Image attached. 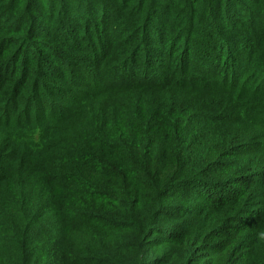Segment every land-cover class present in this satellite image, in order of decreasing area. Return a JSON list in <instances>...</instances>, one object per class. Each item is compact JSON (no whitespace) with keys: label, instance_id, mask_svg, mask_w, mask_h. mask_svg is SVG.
Segmentation results:
<instances>
[{"label":"trees","instance_id":"1","mask_svg":"<svg viewBox=\"0 0 264 264\" xmlns=\"http://www.w3.org/2000/svg\"><path fill=\"white\" fill-rule=\"evenodd\" d=\"M0 264H264V0H0Z\"/></svg>","mask_w":264,"mask_h":264}]
</instances>
